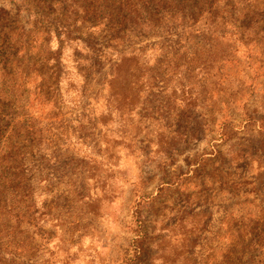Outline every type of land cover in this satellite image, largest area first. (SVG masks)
<instances>
[{
    "label": "rangeland",
    "instance_id": "rangeland-1",
    "mask_svg": "<svg viewBox=\"0 0 264 264\" xmlns=\"http://www.w3.org/2000/svg\"><path fill=\"white\" fill-rule=\"evenodd\" d=\"M0 264H264V0H0Z\"/></svg>",
    "mask_w": 264,
    "mask_h": 264
}]
</instances>
